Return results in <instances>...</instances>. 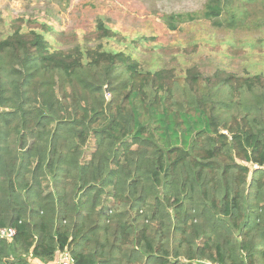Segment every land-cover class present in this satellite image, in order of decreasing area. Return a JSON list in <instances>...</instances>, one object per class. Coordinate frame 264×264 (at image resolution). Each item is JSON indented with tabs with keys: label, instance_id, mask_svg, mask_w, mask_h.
I'll use <instances>...</instances> for the list:
<instances>
[{
	"label": "trees",
	"instance_id": "1",
	"mask_svg": "<svg viewBox=\"0 0 264 264\" xmlns=\"http://www.w3.org/2000/svg\"><path fill=\"white\" fill-rule=\"evenodd\" d=\"M203 18L258 30L264 0H206ZM26 23L0 40V229H16L0 264L64 250L76 264H256L264 71L145 70L102 45L58 50Z\"/></svg>",
	"mask_w": 264,
	"mask_h": 264
},
{
	"label": "rangeland",
	"instance_id": "2",
	"mask_svg": "<svg viewBox=\"0 0 264 264\" xmlns=\"http://www.w3.org/2000/svg\"><path fill=\"white\" fill-rule=\"evenodd\" d=\"M205 3L206 0H0V40L12 33L13 26H19L17 22L26 21L23 32L40 27L47 37H52V46L58 50L73 52L79 43L102 45L128 52L145 70L165 67L177 76L191 69L200 70L204 76L217 69L238 75L264 71V28L216 27L203 18ZM188 13L199 19L180 23L176 30L168 27V16ZM99 22L115 32L111 38H101ZM107 96L114 97L109 91ZM105 199L108 203L113 196ZM254 262L264 264V247L255 250Z\"/></svg>",
	"mask_w": 264,
	"mask_h": 264
},
{
	"label": "built area",
	"instance_id": "3",
	"mask_svg": "<svg viewBox=\"0 0 264 264\" xmlns=\"http://www.w3.org/2000/svg\"><path fill=\"white\" fill-rule=\"evenodd\" d=\"M16 236V229L13 227L0 229V239L1 240H13ZM51 264H76L73 256L69 250L61 251L55 261ZM221 264V263H213Z\"/></svg>",
	"mask_w": 264,
	"mask_h": 264
},
{
	"label": "water",
	"instance_id": "4",
	"mask_svg": "<svg viewBox=\"0 0 264 264\" xmlns=\"http://www.w3.org/2000/svg\"><path fill=\"white\" fill-rule=\"evenodd\" d=\"M106 92H108V89H106Z\"/></svg>",
	"mask_w": 264,
	"mask_h": 264
}]
</instances>
